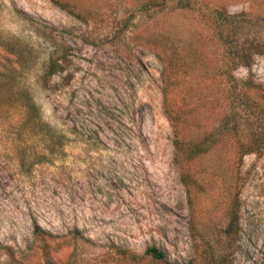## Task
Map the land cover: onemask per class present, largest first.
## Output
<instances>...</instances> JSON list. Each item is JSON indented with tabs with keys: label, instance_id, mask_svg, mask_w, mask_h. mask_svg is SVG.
Wrapping results in <instances>:
<instances>
[{
	"label": "rangeland",
	"instance_id": "374dc122",
	"mask_svg": "<svg viewBox=\"0 0 264 264\" xmlns=\"http://www.w3.org/2000/svg\"><path fill=\"white\" fill-rule=\"evenodd\" d=\"M58 1L80 19L52 0H0V31L40 53L26 82L52 131L21 135L14 116H0V264H206L208 243L223 264H264V150L233 164L239 140L220 123L223 41L264 36V0H185L183 9L179 0ZM215 8L242 23L216 28ZM49 55L66 69L44 82ZM163 73L183 132L212 143L184 167L189 196L173 160ZM232 76L264 87V55ZM235 208L239 232L224 247ZM149 247L166 261L147 256Z\"/></svg>",
	"mask_w": 264,
	"mask_h": 264
},
{
	"label": "trees",
	"instance_id": "16d2710c",
	"mask_svg": "<svg viewBox=\"0 0 264 264\" xmlns=\"http://www.w3.org/2000/svg\"><path fill=\"white\" fill-rule=\"evenodd\" d=\"M185 0H179V8L187 7ZM187 1V0H186ZM53 4L67 14L80 19L79 14L71 10L67 4L58 0H52ZM187 3H190L188 0ZM147 7L155 5L153 0H149ZM213 21L217 23L216 28L222 29L230 25L241 24L240 15H230L219 8L213 9ZM226 62L223 66V74L227 77L226 84L227 105L220 119L222 133L225 136H237L239 143L238 154H232L233 164L240 161L245 155L258 154L264 150V87L255 83L251 78L244 82H237L232 73L239 68H249L254 58L264 55V36L247 38H225ZM40 57L38 50L31 44L23 42L21 39L11 35H4L0 31V116L6 115L7 120L14 116L20 134H31L40 137H51L52 131L40 116V108L36 104L32 93L27 85V75ZM63 56L46 57V64L43 67L42 80L48 81L53 75H61L66 66ZM165 73V72H164ZM162 74L163 86L161 93L163 97L164 113L171 121L173 129V160L174 163L183 169L181 181L186 187L187 195H190L188 185L194 178L184 167L194 163L210 150L212 143L196 140L189 134H185L182 129V116L177 112L172 104V83L165 74ZM253 92L257 99L252 96ZM254 95V94H253ZM242 118L251 126L247 134L240 130L238 121ZM228 222L224 230V247L231 244L237 238L239 232L238 211L229 210ZM34 234L42 236L43 232L35 226ZM48 234L45 233V236ZM203 250V260L207 258L206 264H223L224 255L218 247L210 243L205 244ZM223 248V247H222ZM46 255V246L43 248ZM145 254L151 259L164 262L166 255L156 247H149Z\"/></svg>",
	"mask_w": 264,
	"mask_h": 264
}]
</instances>
